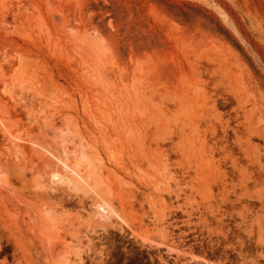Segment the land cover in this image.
I'll use <instances>...</instances> for the list:
<instances>
[{"label":"rangeland","instance_id":"obj_1","mask_svg":"<svg viewBox=\"0 0 264 264\" xmlns=\"http://www.w3.org/2000/svg\"><path fill=\"white\" fill-rule=\"evenodd\" d=\"M170 1L0 0V264H264V0Z\"/></svg>","mask_w":264,"mask_h":264},{"label":"trees","instance_id":"obj_2","mask_svg":"<svg viewBox=\"0 0 264 264\" xmlns=\"http://www.w3.org/2000/svg\"><path fill=\"white\" fill-rule=\"evenodd\" d=\"M149 4L165 13L176 23H189L194 18L184 8L193 10L189 3L177 4L170 0H97L93 11L96 19L104 17V23L111 20L114 35L118 41V52L126 58L129 43L131 42L137 52L151 51L159 46L156 37L150 38L148 27L145 25L144 12ZM218 35L231 41L229 34L217 24ZM145 30V33L142 30Z\"/></svg>","mask_w":264,"mask_h":264},{"label":"bare ground","instance_id":"obj_3","mask_svg":"<svg viewBox=\"0 0 264 264\" xmlns=\"http://www.w3.org/2000/svg\"><path fill=\"white\" fill-rule=\"evenodd\" d=\"M2 123H1V121H0V125H1ZM1 126H4L3 124L1 125ZM3 131V130H2ZM16 140V139H15ZM62 165H64L63 163H62ZM76 167H78V168H81V169H89V174H91L92 173V170H91V166H90V164H88V162H86L83 158L81 159V161L78 163V164H76L75 165V168ZM72 172L76 175V177H77V179L78 180H83V177L81 176V174H82V171L80 170H74V169H72ZM96 208V207H95ZM96 209H98V212H97V215H99V214H101V213H105V212H107V210L108 209H106V207H105V205H102V204H100V205H98L97 206V208ZM110 214V213H109ZM100 216V215H99ZM123 223V222H122ZM202 258V257H201ZM198 261V260H197ZM201 261H203V262H205L206 260H203V258H202V260Z\"/></svg>","mask_w":264,"mask_h":264},{"label":"crops","instance_id":"obj_4","mask_svg":"<svg viewBox=\"0 0 264 264\" xmlns=\"http://www.w3.org/2000/svg\"><path fill=\"white\" fill-rule=\"evenodd\" d=\"M200 263V262H199Z\"/></svg>","mask_w":264,"mask_h":264}]
</instances>
